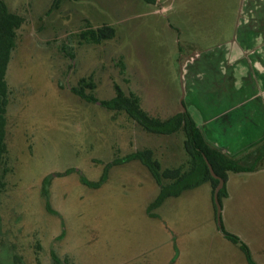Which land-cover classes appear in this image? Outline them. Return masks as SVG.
Instances as JSON below:
<instances>
[{
	"label": "rangeland",
	"instance_id": "obj_1",
	"mask_svg": "<svg viewBox=\"0 0 264 264\" xmlns=\"http://www.w3.org/2000/svg\"><path fill=\"white\" fill-rule=\"evenodd\" d=\"M4 2L21 25L6 76L0 264H264V187H248L264 183V147L225 154L252 170L229 174L219 225L218 184L153 208L160 185L140 160L123 161L151 150L162 170L185 165L182 134L104 107L118 85L151 117L186 111L221 152L213 115L225 139L262 134L264 36L244 0ZM103 26L115 37H80Z\"/></svg>",
	"mask_w": 264,
	"mask_h": 264
},
{
	"label": "trees",
	"instance_id": "obj_2",
	"mask_svg": "<svg viewBox=\"0 0 264 264\" xmlns=\"http://www.w3.org/2000/svg\"><path fill=\"white\" fill-rule=\"evenodd\" d=\"M21 18L8 13L4 0H0V167L4 164L7 154L6 139V105L8 103V87L6 83V72L12 52L16 48L17 31L20 29ZM115 28L103 26L88 33L80 34V37L94 43H101L115 37ZM116 95L106 108L117 112H125L131 119L140 124L143 129L155 134L178 135L182 134L183 148L188 157V162L178 168L162 170L159 161L153 160L151 150H144L127 156L123 161L140 160L152 173L160 185V194L151 207H157L171 197H179L183 192L195 189L202 184L209 183L216 187L218 180L214 179L206 164L205 157L212 165L215 173L223 178L225 182L229 174L233 172L250 171L252 168L244 169V166L226 156L220 150L211 147L197 123L187 112L178 113L166 120L154 118L145 113L140 104L139 98L134 93L126 94L119 86L115 87ZM260 158H257L259 163ZM253 163V164H254ZM6 172V171H3ZM4 176L0 171V194L4 190ZM166 181V183H164ZM103 180L93 186H99ZM224 192H220L223 197ZM1 221V215H0ZM230 236V235H228ZM233 242L238 239L234 236ZM245 254L248 253L246 246L242 247ZM249 256V253H248ZM250 258V257H249Z\"/></svg>",
	"mask_w": 264,
	"mask_h": 264
},
{
	"label": "crops",
	"instance_id": "obj_3",
	"mask_svg": "<svg viewBox=\"0 0 264 264\" xmlns=\"http://www.w3.org/2000/svg\"><path fill=\"white\" fill-rule=\"evenodd\" d=\"M247 2V3H246ZM242 8L244 11V8L246 10V12L248 14H251L249 16H253L251 17V21L248 22L249 24H257V29L260 30L263 33L264 36V0H244V3H242ZM259 58H258V62H262V63H258L256 65V68L259 67L260 70H262V75L264 74V55L261 56V52L259 51ZM211 76H213V72L211 71ZM252 79V77H251ZM264 79V77H263ZM262 82L264 83V80H262ZM218 106L215 105V108H217ZM219 116L218 115H213V120L210 122V125L213 126V131H212V140L216 145H220L223 148L222 153L224 154H228L230 155L231 153H233L232 155H236L235 157H237V154L243 153L242 150L245 147V150H253L258 148L259 150L261 148L264 147V132L260 135H248L247 137L244 136H236L234 140H231L229 137H227V139H225V135L222 134V126H219V124H217V121L219 120ZM242 124V123H241ZM223 126H225V129L227 131V129L229 128V123H222ZM229 130V129H228ZM210 135V133H209ZM232 152H231V151ZM228 182V181H227ZM246 182L242 183L241 187H244ZM263 185V186H261ZM264 187V183L263 182H259V183H251L248 185V187ZM247 189V188H244ZM262 195V193H260ZM251 209L254 208V214H257V206L251 205L250 207ZM248 211V210H247ZM247 211L245 212V214L247 213ZM232 216V215H231ZM234 218V217H233ZM231 220H233L231 218ZM245 220L243 218L242 220V233L241 234H237L239 236H244L245 239L247 238L246 232H245ZM261 236L259 237V242L263 243ZM247 248H251L250 247V242L247 239ZM248 248V251H249ZM245 253V252H244ZM259 255L262 253L261 250H258ZM258 263V262H257ZM253 264H256V261L253 260ZM259 264V263H258Z\"/></svg>",
	"mask_w": 264,
	"mask_h": 264
},
{
	"label": "water",
	"instance_id": "obj_4",
	"mask_svg": "<svg viewBox=\"0 0 264 264\" xmlns=\"http://www.w3.org/2000/svg\"><path fill=\"white\" fill-rule=\"evenodd\" d=\"M181 104H182V100H181ZM205 161H206V164H207V166L209 168V171H210L212 177L214 179L218 180V182H219L218 183V186L216 188L215 194H214V200H215V204H216V207H217V220H218V224L220 225V223H221V212H222V208H221V204H220V201H219V192L223 188V186L225 184V181L223 180V178L219 177L215 173L212 165L209 163V161L207 160L206 157H205Z\"/></svg>",
	"mask_w": 264,
	"mask_h": 264
},
{
	"label": "flooded vegetation",
	"instance_id": "obj_5",
	"mask_svg": "<svg viewBox=\"0 0 264 264\" xmlns=\"http://www.w3.org/2000/svg\"><path fill=\"white\" fill-rule=\"evenodd\" d=\"M88 40V39H87ZM8 71V70H7ZM6 76H7V72H6ZM7 83V82H6ZM116 86H118V85H115V87ZM7 87H8V85H7ZM129 94V93H128ZM115 95H116V89H115ZM136 95V94H135ZM105 108H106V106H104ZM109 110V109H108ZM184 112H186V111H184ZM6 117V116H5ZM133 120V119H132ZM6 122H7V120H6ZM6 140V139H5ZM6 142V141H5Z\"/></svg>",
	"mask_w": 264,
	"mask_h": 264
}]
</instances>
